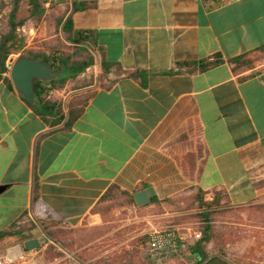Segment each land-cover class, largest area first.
<instances>
[{"label": "crops", "instance_id": "crops-1", "mask_svg": "<svg viewBox=\"0 0 264 264\" xmlns=\"http://www.w3.org/2000/svg\"><path fill=\"white\" fill-rule=\"evenodd\" d=\"M56 4L69 37L88 38L64 43L94 64L47 98L66 119L88 97L64 129L0 81L1 264H153L145 239L177 198L264 204V0ZM240 57L252 66L231 62ZM29 240L39 246L28 250ZM105 241L114 245L102 250ZM192 248L163 264H199Z\"/></svg>", "mask_w": 264, "mask_h": 264}, {"label": "rangeland", "instance_id": "rangeland-1", "mask_svg": "<svg viewBox=\"0 0 264 264\" xmlns=\"http://www.w3.org/2000/svg\"><path fill=\"white\" fill-rule=\"evenodd\" d=\"M46 7H44L45 13L40 19H30L23 26L24 28L30 26L32 29H37L38 33H42V36L30 39L27 34L28 30L23 33L18 31L21 41L20 48L16 49V52L20 55L13 59L17 60L23 53L28 52L42 54L58 52L61 56H72V60H82L86 56L85 52H81L79 47L74 44L64 43L65 34L61 31L64 13L58 11L56 2H52L49 7ZM9 10V6H6L0 12V36L7 30ZM28 16L29 5L26 3L22 6L20 18ZM88 53L92 54L91 51ZM90 74L93 75L94 72L91 71ZM87 97L88 94L78 97L72 101V104H81ZM202 199L205 202H210L214 198L206 200L203 196ZM159 212L168 214L167 217L160 220L161 228L174 227L181 231L191 229L202 232L206 225L197 196L177 198L167 204L164 209L160 208ZM211 220L213 236L211 242L206 245L208 254L220 255L230 264H264V204L233 208L222 203L212 209ZM121 236L122 234H118L116 240H120ZM145 240L147 242L148 236ZM113 245V242L105 241L101 247L102 250H107Z\"/></svg>", "mask_w": 264, "mask_h": 264}, {"label": "trees", "instance_id": "trees-1", "mask_svg": "<svg viewBox=\"0 0 264 264\" xmlns=\"http://www.w3.org/2000/svg\"><path fill=\"white\" fill-rule=\"evenodd\" d=\"M29 5V16L26 18H20V12L24 4ZM46 0H0V12L4 7L9 6L10 10L7 14V30L0 36V81H5L10 87H12L11 80L4 78L10 71L7 67V61L9 56L14 50L20 48L21 38L18 34V29L23 27L30 19H40L44 13V5ZM74 11L77 6L73 5ZM73 24L71 18H68L64 23L61 22V30L66 35L68 41L75 44H82L87 41L88 38L82 36L79 40H72L69 35L72 33ZM81 52H85L86 56L82 60H72V56H61L58 52H53L48 56L42 53L28 52L23 53L21 56L33 57L39 61L50 63L55 69V77L49 82H35L36 99L33 105H30L31 109L39 116L45 119L46 123L53 126L64 123V129L69 128L72 123L81 115L82 109L77 104H71L68 107L67 117L63 114L62 105L48 99V93L53 90L62 89L67 81L75 79L79 75L83 74L89 67L94 64V57L88 53V50L83 47H79ZM264 51V48L261 49ZM243 67H251L252 61L247 60L246 57L235 58L231 60ZM110 66L106 63L102 64L104 72L109 70ZM51 119V122L50 120ZM108 196L106 195L105 198ZM223 195L216 194L214 199L210 202H205L202 193H198L197 199L199 202V208L203 210L202 216L206 221V225L202 231V239L193 245V250L198 255L199 264H230L220 255H210L206 252V245L209 244L213 236V226L211 225L212 209L218 207L223 202ZM3 235V234H2ZM1 236V235H0Z\"/></svg>", "mask_w": 264, "mask_h": 264}, {"label": "water", "instance_id": "water-1", "mask_svg": "<svg viewBox=\"0 0 264 264\" xmlns=\"http://www.w3.org/2000/svg\"><path fill=\"white\" fill-rule=\"evenodd\" d=\"M54 67L50 63L39 61L33 57L20 56L12 65L10 77L12 84L18 94H20L29 105H33L36 99L35 82H49L53 79ZM152 192L146 190L134 196L138 206L149 203ZM39 246L37 240L26 242L28 250H33Z\"/></svg>", "mask_w": 264, "mask_h": 264}, {"label": "built area", "instance_id": "built-area-1", "mask_svg": "<svg viewBox=\"0 0 264 264\" xmlns=\"http://www.w3.org/2000/svg\"><path fill=\"white\" fill-rule=\"evenodd\" d=\"M58 1L60 0H46L45 5L49 7L52 2ZM16 51H13L8 59L19 56L20 54ZM11 63L7 64L9 71L12 67ZM201 239L202 232L200 231H193L191 229L181 231L174 227L157 229L148 236L146 255L153 264H163L168 259L177 258L187 253L189 247Z\"/></svg>", "mask_w": 264, "mask_h": 264}, {"label": "flooded vegetation", "instance_id": "flooded-vegetation-1", "mask_svg": "<svg viewBox=\"0 0 264 264\" xmlns=\"http://www.w3.org/2000/svg\"><path fill=\"white\" fill-rule=\"evenodd\" d=\"M55 77V69H54V72H53V78Z\"/></svg>", "mask_w": 264, "mask_h": 264}]
</instances>
